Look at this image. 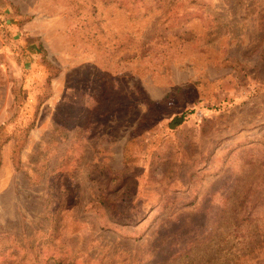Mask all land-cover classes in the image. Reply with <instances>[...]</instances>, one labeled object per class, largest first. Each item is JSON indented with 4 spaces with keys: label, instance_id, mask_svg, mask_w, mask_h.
<instances>
[{
    "label": "rangeland",
    "instance_id": "1",
    "mask_svg": "<svg viewBox=\"0 0 264 264\" xmlns=\"http://www.w3.org/2000/svg\"><path fill=\"white\" fill-rule=\"evenodd\" d=\"M0 264H264V0H0Z\"/></svg>",
    "mask_w": 264,
    "mask_h": 264
},
{
    "label": "trees",
    "instance_id": "2",
    "mask_svg": "<svg viewBox=\"0 0 264 264\" xmlns=\"http://www.w3.org/2000/svg\"><path fill=\"white\" fill-rule=\"evenodd\" d=\"M187 114L184 113L180 116H176L170 123H169V128L171 130H175L182 126L186 121H187Z\"/></svg>",
    "mask_w": 264,
    "mask_h": 264
}]
</instances>
